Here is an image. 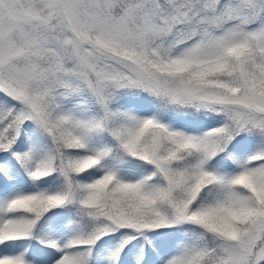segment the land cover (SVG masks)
<instances>
[{
	"label": "snow or ice",
	"instance_id": "obj_1",
	"mask_svg": "<svg viewBox=\"0 0 264 264\" xmlns=\"http://www.w3.org/2000/svg\"><path fill=\"white\" fill-rule=\"evenodd\" d=\"M0 264H264V0H0Z\"/></svg>",
	"mask_w": 264,
	"mask_h": 264
}]
</instances>
